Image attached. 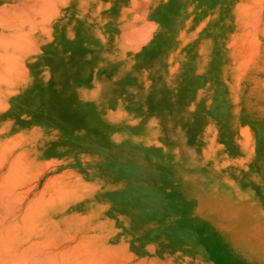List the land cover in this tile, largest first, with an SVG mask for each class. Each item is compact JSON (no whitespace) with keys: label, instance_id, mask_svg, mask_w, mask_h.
<instances>
[{"label":"rangeland","instance_id":"obj_1","mask_svg":"<svg viewBox=\"0 0 264 264\" xmlns=\"http://www.w3.org/2000/svg\"><path fill=\"white\" fill-rule=\"evenodd\" d=\"M258 1L248 3L255 10ZM73 2L0 0V98L5 101L0 112L9 106L0 116V264H59L64 248L71 256L67 255L68 262L61 256L65 264L81 260V264L83 260L84 264H264V150L257 149L260 142L264 145V16L234 13L235 31H222L229 45H221L226 77L217 79V85L226 93L222 99L229 118L227 125L203 118L206 127L197 129L202 133L196 135L191 128V112L196 110L191 105V30L203 22L201 33L216 36L219 26L223 30L226 25V16L202 15L195 22L184 15L185 28L178 40L165 43L161 50L165 55L143 64L136 55L146 45L138 43L151 22L145 18V25L144 17L131 16L132 30L122 33L119 52L107 55L109 61L121 62L116 74L110 72L116 66L111 64L85 78L67 73L66 41L57 32L68 24ZM32 45L37 52L30 49ZM18 46L24 54L34 52L21 57L23 48L19 52ZM40 51L43 67L40 62L36 65ZM59 69L63 71L58 73ZM19 70L25 71L20 73L22 80L15 77ZM126 76L129 79L124 80ZM231 84H239L240 90ZM178 95L182 100L176 104ZM13 175L21 176L17 180ZM83 197L91 202L81 203L78 211L70 205ZM55 210L61 215L53 217ZM102 219H126L119 224L154 230L148 238L162 242L160 259L141 261L108 248ZM18 242L24 244L19 248ZM31 243L39 244L40 256ZM25 245L33 246L39 258L46 250L60 251L53 252L56 261H48L46 251L41 263L35 254L30 258L28 249L21 252Z\"/></svg>","mask_w":264,"mask_h":264},{"label":"crops","instance_id":"obj_2","mask_svg":"<svg viewBox=\"0 0 264 264\" xmlns=\"http://www.w3.org/2000/svg\"><path fill=\"white\" fill-rule=\"evenodd\" d=\"M188 1L189 0H74L73 3L69 4L70 19L66 27L64 28V26L61 25L59 31H57L56 26L54 28L52 27L53 29L50 34L51 37H53V34L56 33L55 31H57L61 34V41H66V55L68 56L67 62L69 63L67 73H69V75L77 72V66L74 63L76 62V57L80 59L79 62L92 63L93 68H96L94 70L96 72H98L99 69H102L100 72H103L104 68L111 64L116 65L115 68L110 71L112 74H116L121 62L109 61L107 55L114 56L119 52L123 39L121 33L132 30L131 27H129L131 26V21L129 19L131 16L144 17L143 21L145 25L148 23L145 18L150 19V25H156V27L151 28V30L155 28L152 32L147 27L150 33H148V31L146 32L150 35L152 33V35L149 37L146 33L145 39L148 37L150 39L148 38L149 40L147 41L143 37L140 40H144L138 43L139 46H142V44L146 45L145 48L136 55L137 58L139 57V60L136 61L143 64L151 62L149 58L158 57L159 54L165 55L161 51L165 43L178 40L179 33L185 28V23L183 21L184 15L195 17L201 15L210 16L226 14L227 7L225 1L227 0H190L191 6L187 9L185 8V3ZM212 1H214V3H212ZM174 12H176L175 17H173ZM176 23L177 25L175 26ZM202 31H204L203 22L200 24L197 23L194 25V30H191V48H194V50L191 49V105L196 107L195 112H191V128L196 135H201L202 133L199 131L197 132V129L206 127L205 118H209L210 121H215L221 125H227V120L229 118L226 99H222V96L226 97V93H222L220 84L217 85V79L222 80L223 77H226V75L222 74L224 63H226L227 58L226 55H222L221 47V45L226 46L227 44L226 38L225 40L222 39V31H226V28L222 30V26H219V32L216 33V36L212 34L205 36V34L201 33ZM162 42H164V44ZM174 46L175 45H172V47ZM104 59H106L107 62H104ZM95 61L101 64L96 66ZM57 71L61 73L63 70L59 69ZM98 74L95 78L99 77ZM212 78L216 79L215 83L208 85L210 83L207 84L206 80ZM123 79L126 80L129 78L126 76ZM203 108L207 111L204 110V114L202 113V115L199 116L200 114H198V112ZM257 149H259V151L264 150V145L260 142Z\"/></svg>","mask_w":264,"mask_h":264},{"label":"bare ground","instance_id":"obj_3","mask_svg":"<svg viewBox=\"0 0 264 264\" xmlns=\"http://www.w3.org/2000/svg\"><path fill=\"white\" fill-rule=\"evenodd\" d=\"M242 1V2H241ZM248 1H250V0H240V3L237 1V0H227V1H225V5H226V7H227V10H226V14L224 15V17H225V24L226 25H224L223 26V30H224V28H227V31H229L230 29H231V31H235V29H236V18H238V17H236V15L238 16L239 14H240V16L241 15H250V14H252V15H254V16H264V0H260L261 1V3H260V1H258L260 4L259 5H256L255 6V8H257L258 7V9H252V6H253V4H251V5H249L250 3H248ZM35 2V1H34ZM43 2H45V1H43ZM47 2H49V1H47ZM68 2H69V0H68ZM86 2V1H85ZM256 2V1H255ZM21 3H22V1H21ZM32 2H30V4H31ZM37 3H40V1H38ZM66 3H67V1H66ZM65 3V4H66ZM239 3V4H238ZM24 4H26V3H24ZM29 4V5H30ZM48 4V3H47ZM50 4V3H49ZM64 4V3H63ZM65 4H64V6H65ZM13 5V4H12ZM37 5V4H36ZM41 5H42V3H41ZM18 6V5H17ZM40 5L38 4L37 5V7H39ZM46 6V5H45ZM44 6V7H45ZM191 6V1L189 0L188 2H186L185 3V8H187L188 9V7H190ZM4 7H5V5H4ZM23 7V6H22ZM26 7V9L28 8V6L26 5L25 6ZM24 7V8H25ZM41 7V6H40ZM48 7V6H47ZM30 8H32V6L30 7ZM29 8V9H30ZM231 8V9H230ZM253 8H254V6H253ZM5 9H7V8H5ZM21 9V8H20ZM19 9V10H20ZM29 9H27V10H29ZM37 9V8H36ZM182 9V8H181ZM233 12V14L230 12V10ZM8 10H10V9H8ZM43 10H45L44 8H43ZM49 10V9H48ZM254 10V11H253ZM4 11V10H3ZM22 11V10H21ZM24 12H25V10H23ZM29 11H31V10H29ZM33 11V10H32ZM31 11V12H32ZM38 12H40L41 10H37ZM46 11V10H45ZM44 11V12H45ZM253 11V12H252ZM181 12V11H180ZM179 12V13H180ZM1 13H3V12H1ZM4 13H5V11H4ZM16 13V12H15ZM20 13V12H19ZM26 13V12H25ZM34 13H36V12H34ZM58 13H59V11H58ZM57 13V14H58ZM175 13L176 12H174V16L173 17H175ZM182 13V12H181ZM234 13L236 14V15H234ZM7 14H9V13H7ZM29 14H30V12H29ZM43 14V13H42ZM9 15H11V13L9 14ZM25 16H27V13L26 14H24ZM33 15V14H32ZM31 15V16H32ZM45 15V14H44ZM35 16V15H34ZM34 16H32V17H34ZM81 16V15H80ZM182 16V15H181ZM202 16V15H201ZM201 16H196V17H193L194 19H195V22L201 17ZM254 16H252V18L254 17ZM28 17V16H27ZM83 17V16H82ZM0 18H2V17H0ZM4 18V17H3ZM13 17H11V19H12ZM23 18V17H22ZM29 18V17H28ZM27 18V19H28ZM42 18V17H41ZM80 18V17H79ZM231 18H232V20H231ZM6 19V18H5ZM15 19H16V17H15ZM18 19V18H17ZM24 19H25V17H24ZM256 19V18H255ZM258 19H259V17H258ZM7 20H9V19H7ZM6 20V21H7ZM12 20H14V18L12 19ZM19 20V19H18ZM35 20V19H34ZM177 20H179V19H177ZM28 21V20H27ZM30 21V20H29ZM32 21V20H31ZM38 21V20H37ZM41 21V20H40ZM255 21H257V20H255ZM260 21V20H259ZM0 22H1V20H0ZM15 22V21H14ZM24 22V21H23ZM26 22V21H25ZM253 22V21H252ZM4 23H7V22H3V24ZM9 23V22H8ZM10 23H13V22H10ZM9 23V24H10ZM18 23V22H17ZM28 23V22H27ZM257 23V22H256ZM264 23V22H263ZM0 24H2V23H0ZM16 24V23H15ZM30 24V23H29ZM35 24V23H34ZM179 24V23H178ZM196 24V23H195ZM6 25V24H5ZM13 26H14V23L12 24ZM36 25V24H35ZM154 25V24H153ZM149 25L148 26V28L151 30V28L152 27H156V25ZM169 25H170V23H169ZM168 25V26H169ZM177 25V23L175 24V26ZM258 25V24H257ZM2 26V25H1ZM15 26H17V25H15ZM19 26V25H18ZM17 26V27H18ZM167 26V25H166ZM179 26V25H178ZM255 26V25H254ZM253 26V27H254ZM7 27V26H6ZM12 27V26H11ZM32 27V26H31ZM161 27V26H160ZM180 27V26H179ZM10 28V27H9ZM34 28V27H33ZM163 28H165V27H163ZM192 28V27H191ZM250 28V27H249ZM249 28H247V29H249ZM254 28H256V27H254ZM18 29H20L19 27H18ZM149 29H147V31H148V33H150V30ZM153 29H155V28H153ZM152 29V30H153ZM160 29V28H159ZM257 29V28H256ZM262 31H264V28L262 27ZM33 30V29H32ZM44 30V29H43ZM99 30V29H98ZM152 30H151V32H152ZM164 30V29H163ZM176 30V29H175ZM16 31V30H15ZM165 31V30H164ZM20 31H18V33H19ZM43 32V31H42ZM45 32H46V30H45ZM44 32V33H45ZM51 32V31H50ZM108 32V31H107ZM176 32V31H175ZM11 34H12V32H10ZM21 33H24V32H22L21 31ZM28 33V32H27ZM106 33V32H105ZM147 33V32H146ZM147 33V34H148ZM177 33V32H176ZM245 33V32H244ZM253 33H256V30L253 32ZM264 33V32H263ZM3 34V33H2ZM99 34H100V32H99ZM117 34V33H116ZM146 34V35H147ZM15 35V34H14ZM17 35V34H16ZM22 35V34H21ZM45 35H47V36H50V34H45ZM103 35V34H102ZM121 35H122V33H121ZM145 35V36H146ZM151 35H152V33H151ZM150 34H148V36L150 37L151 36ZM174 35V34H173ZM232 35V34H231ZM230 35V36H231ZM23 36V35H22ZM24 36H25V33H24ZM29 36H30V34H29ZM28 36V39L29 38H31V37H29ZM107 36V35H106ZM145 36H144V39H145ZM254 36V35H253ZM12 37H13V35H12ZM20 37V36H19ZM18 37V38H19ZM27 37V36H26ZM104 37V36H103ZM148 37V38H149ZM158 37V36H157ZM164 37V36H163ZM162 37V38H163ZM234 37V36H233ZM233 37H231V38H233ZM256 37V36H255ZM16 38H17V36H16ZM22 38V37H21ZM50 38H52L51 36L49 37V39ZM145 39V40H149V39ZM152 38V37H151ZM250 38V37H249ZM25 39V38H24ZM144 39H142V40H144ZM165 39V38H164ZM234 40H232L231 39V43L233 44V43H235V41H236V37H234L233 38ZM16 40V39H15ZM34 40V39H33ZM36 40V39H35ZM34 40V41H35ZM99 40V39H98ZM104 40V39H103ZM106 40V39H105ZM142 40H140L139 41V43H141L142 42ZM156 40V39H155ZM171 40H172V37H171ZM249 40V39H248ZM254 40V39H253ZM1 41V40H0ZM9 41V40H8ZM20 41V40H19ZM32 42V43H35V42ZM160 41V40H159ZM168 41V40H167ZM234 41V42H233ZM2 42V41H1ZM5 42V41H4ZM23 42H25V41H23ZM27 42H29V40L27 41ZM145 42V41H144ZM155 42V41H154ZM161 42V41H160ZM255 42V41H254ZM31 43V44H32ZM101 43V42H100ZM163 44H164V42H162ZM250 43V42H249ZM253 43V42H252ZM13 44V43H12ZM16 44H17V41H16ZM155 44H157V43H155ZM173 44V43H172ZM208 44V43H207ZM14 45V44H13ZM20 45V44H19ZM25 44H23V46H24ZM28 45H29V43H28ZM143 45V44H142ZM158 45V44H157ZM159 45H161V44H159ZM226 45H229V44H226ZM250 45V44H249ZM0 46H2V45H0ZM17 46V45H16ZM16 46H15V48H16ZM139 46V45H138ZM230 46H232V45H230ZM3 47H5V46H3ZM18 47H20V48H18V50L17 51H19V49H21L22 50V48L23 47H21V46H18ZM141 47V46H140ZM227 47V46H226ZM6 48V47H5ZM4 48V49H5ZM34 48H35V46H34ZM33 48V45H32V47H30V49H34ZM161 48V47H160ZM163 48V47H162ZM170 48V47H169ZM229 48V47H228ZM30 49H28V50H30ZM21 50L19 51V52H21ZM26 50H27V48H26ZM27 50V52H29ZM41 50V49H40ZM169 50V49H168ZM34 51H35V49H34ZM34 51H31L30 50V54L32 53V52H34ZM105 51V50H104ZM252 51H254V50H252ZM6 52V51H5ZM23 52H25L24 51V48H23V50H22V55H19V56H21V57H23L24 55H26V56H24L25 58L27 57V55L29 54V53H27V54H24ZM35 52H37V51H35ZM18 53V52H17ZM21 53H18V54H21ZM95 53V52H94ZM167 53V52H166ZM146 54V53H145ZM155 54V53H154ZM250 54V53H249ZM4 56H5V54H3ZM2 55V56H3ZM12 55V54H11ZM93 55V54H92ZM104 55V54H103ZM230 55V54H229ZM11 57V56H10ZM15 57H16V55H15ZM20 57V58H21ZM144 57H145V55H144ZM231 57V56H230ZM12 58V57H11ZM19 58V57H18ZM82 58V57H81ZM2 59V58H1ZM6 60V59H5ZM31 60H34V59H31ZM79 58L78 57H76L75 58V61L76 62H74L75 64H76V66H77V73H78V75H80V76H82V77H91L92 76V73H94L95 71H94V68H93V66H92V63H85V64H80L81 62H79ZM146 60V59H145ZM152 60V59H151ZM206 60V59H205ZM37 62H36V65H37V63H39L38 65L40 66H42L43 67V64L41 63V61H43V52L42 51H40V56H39V58L36 60ZM4 62L5 61H3V63H2V65L4 64ZM6 62H8L7 60H6ZM107 62V61H106ZM153 62V61H152ZM152 62H150V63H152ZM233 63V62H232ZM0 64H1V62H0ZM6 64V63H5ZM8 64V63H7ZM10 64V63H9ZM87 64V65H86ZM14 65H15V61H14ZM16 65H17V63H16ZM36 65H34V70H40V68L39 67H37ZM110 65V64H109ZM1 66V65H0ZM6 65H4V68H6V71H7V69H9V71L11 70V67L9 66L8 67V65L5 67ZM2 68H3V66H1ZM13 67H15V66H13ZM12 67V68H13ZM24 69L23 70H25L27 67L24 65ZM118 67V66H117ZM120 67V66H119ZM13 69H15V68H13ZM106 70L107 69H109V68H105ZM119 69V68H118ZM4 70V69H3ZM17 70V69H16ZM27 70H28V68H27ZM27 70H26V72H27ZM102 70V69H101ZM234 70V69H233ZM233 70H231V71H233ZM5 71V72H6ZM12 71V70H11ZM104 71V70H103ZM4 72V73H5ZM22 72V73H21ZM20 72V70H19V73H18V71H17V74L15 75V77L17 78V77H19V76H21V77H19V78H21V79H19V80H22L23 78V76L22 75H24V72L25 71H21ZM227 72H228V70H227ZM234 72V71H233ZM22 75H21V74ZM226 73V72H225ZM18 74H20V75H18ZM18 75V76H17ZM84 75V76H83ZM86 75V76H85ZM225 75V74H224ZM7 76V75H6ZM10 76H11V74H10ZM25 76H26V74H25ZM12 77V76H11ZM103 77V76H102ZM6 78V77H5ZM234 78H235V76H234ZM25 79V78H24ZM238 79V78H237ZM239 79H241V78H239ZM238 79V80H239ZM104 80V79H103ZM0 81H2V78L0 79ZM5 82V81H4ZM9 82V81H8ZM64 80L61 82V84H62V86H63V84H64ZM95 82V81H94ZM104 82V81H103ZM102 82V83H103ZM106 82V81H105ZM108 82V81H107ZM227 82V81H226ZM112 83V82H111ZM234 83H238V82H234ZM105 84V83H104ZM87 85V84H86ZM85 85V86H86ZM234 85V84H233ZM232 84H231V86H233ZM239 85V84H238ZM237 84L236 85H234L232 88H236L237 89V91L238 90H240L239 88L240 87H237L238 86ZM240 86V85H239ZM89 87V86H88ZM31 88V87H30ZM26 90H29L28 88H25ZM90 89V88H89ZM90 91V90H89ZM229 91H232L233 92V90H229ZM244 92V91H243ZM15 93V92H14ZM235 93H236V90H235ZM235 93H234V95H235ZM10 94V93H9ZM13 94V93H12ZM231 95V94H230ZM236 96V98H234L235 100V102H236V100H238L239 99V97L237 96V95H235ZM234 96V97H235ZM5 99L7 98V97H4ZM105 98V97H104ZM162 98H165V97H162ZM1 99H3V98H0V103L2 102L1 101ZM110 99H113V97H107V101L108 100H110ZM4 100V99H3ZM178 100H182L181 99V95H178L177 96V98H176V104H178ZM167 101V100H166ZM166 101H164V103L166 102ZM170 101V100H169ZM238 101H240V100H238ZM237 101V102H238ZM3 102H5V101H3ZM2 102V103H3ZM236 102V103H237ZM2 103L0 104V105H2ZM8 104H10V103H8ZM5 106H7V103H6V105H4V107ZM13 106V105H12ZM193 106V105H192ZM2 107V106H1ZM0 107V108H1ZM7 107H9V106H7ZM2 108L1 110H2V113H3V111L5 110V109H8V108ZM161 107V106H160ZM13 108H14V106H13ZM193 108V107H192ZM237 109H235V113L237 112H239V110L238 111H236ZM1 112H0V116H1V114H2ZM1 118V117H0ZM2 119V118H1ZM246 126V125H245ZM248 126V125H247ZM245 128V127H244ZM248 128V127H247ZM246 129V128H245ZM244 129V131H246V130H248V129H246L245 130ZM242 130H243V128H242ZM248 132V131H247ZM247 132L245 133V134H247ZM243 133V132H242ZM245 134H243V136L245 135ZM246 136V135H245ZM248 137H249V134H248ZM246 139H248V138H246ZM250 139V138H249ZM14 143V142H13ZM5 146H7V145H5ZM12 146V145H11ZM8 147H10V146H8ZM6 148V147H5ZM6 149H8V148H6ZM6 151V150H5ZM4 152V151H3ZM4 153H6V152H4ZM3 154V153H2ZM0 156H1V154H0ZM16 156V155H15ZM4 158V157H3ZM1 159V158H0ZM17 159V158H16ZM18 160V159H17ZM2 161V160H1ZM14 161V160H13ZM20 161V160H19ZM16 163L18 162V161H15ZM14 163V162H13ZM15 163V164H16ZM15 164H9V165H14V166H16ZM12 168V167H11ZM16 168V167H15ZM18 168H19V163H18ZM17 168V171L19 170V169H21V166H20V168L18 169ZM11 171V170H10ZM20 171V170H19ZM18 171V172H19ZM16 172V171H15ZM17 173V172H16ZM14 177L13 178H15V179H17V177L19 176H21V175H17V177H16V175H13ZM23 176V175H22ZM4 177H6V176H4ZM18 177V178H19ZM23 178V177H22ZM11 179V178H10ZM20 179V178H19ZM18 180V179H17ZM17 180H15L14 182L16 183V181ZM11 181V180H10ZM20 182H21V180H19ZM13 182V183H14ZM12 184V183H11ZM10 184V185H11ZM17 185H18V183H16ZM24 185V184H23ZM19 186V185H18ZM22 186V185H21ZM12 187H14V186H12ZM15 189V188H14ZM26 190V189H25ZM27 191V190H26ZM12 192H13V190H12ZM40 192H42V191H40ZM44 193V192H43ZM12 194V193H11ZM15 194V193H14ZM17 195V194H16ZM41 195V194H40ZM19 197V196H18ZM50 197V196H49ZM89 197V196H88ZM92 198V200H93V196H91L90 197V199ZM23 199V198H22ZM49 199H51V197L49 198ZM83 199V200H82ZM80 198V199H76L75 201H73V203H71L70 205L73 207V208H77L76 210L78 211V208H79V206H80V204L81 203H83V205L84 204H86V203H88V202H91V200L90 199H88L87 197H83V198ZM48 200V199H47ZM18 202H20L19 200H17ZM17 201L15 200V202H16V204H17ZM22 201V200H21ZM33 201V200H32ZM35 201H38V203L39 204H41L40 203V201L37 199V200H35ZM15 202H14V204H15ZM45 203H46V199H45V201H44ZM49 202V201H48ZM28 204H30L29 202H28ZM32 204V203H31ZM42 204H43V202H42ZM83 205H81V206H83ZM15 210V209H14ZM59 210H55V211H52L53 213H52V216L54 217V215H56V217L60 214L61 215V212L59 211ZM28 214V213H27ZM58 214V215H57ZM26 216L25 214L24 215H22V218H24V217ZM27 219H29V217L27 216ZM116 220L117 219H102V229L104 230V236H103V239H105V245L108 247V248H110V249H113V250H117V251H122V252H126L129 256H131L132 258H135V259H138V260H141V261H150V262H157L158 261V259H160V256L162 255L161 254V246H162V242H160L159 241V239H155V238H152V237H150V238H148V235H149V233L152 235L155 231L154 230H151V231H144V229H142L143 228V226H142V224L139 222V224H141V226H139V225H137V226H131L129 223H126V224H124V225H121V224H123V223H125L124 221H126V219L124 220V219H119V220H117V222H116ZM120 222H123V223H121V224H119ZM114 224H117L118 226L117 227H115L114 226ZM139 226V227H138ZM118 228H121V229H118ZM74 237V236H73ZM30 238V237H29ZM29 238H26L25 240H27V239H29ZM157 238H159V237H157ZM163 237H161V239H162ZM160 239V240H161ZM164 239V238H163ZM13 240H15V239H13ZM72 240H74V239H72ZM33 241V240H32ZM31 241V242H32ZM36 241V240H35ZM46 241H49V240H46ZM46 241L44 242V243H46ZM51 241V240H50ZM49 241V242H50ZM79 241V240H78ZM164 241V240H163ZM37 242H39V241H37ZM47 243V244H42L41 246L44 248V245H46V247L45 248H47L48 246H49V244L50 243ZM65 242V241H64ZM12 243V242H11ZM19 243V242H18ZM24 244V243H23ZM21 242L19 243V248H20V246H22L23 245ZM32 244V243H31ZM34 244H36V243H34ZM52 244V243H51ZM58 244V243H57ZM60 244V243H59ZM79 244H81V243H79ZM79 244H78V246H79ZM33 245V244H32ZM39 244H37V246L35 245H33L34 246V248H33V246H31L34 250H38V252L41 250L40 248H39V246H38ZM53 245V244H52ZM75 245H77V244H75ZM75 245H74V247H75ZM10 247L12 246V245H9ZM27 246L28 247H30V245H25V247H24V250H22L21 249V252H23V253H25V249L27 250L28 249V251L29 252H27L26 251V253H30V258H31V256H33L32 258H34L35 259V257L36 256H34V254L35 255H37L36 253H38L37 251H35V253H34V251H33V249H32V251H31V249L29 250V248H27ZM54 247L56 246V245H53ZM70 246V245H69ZM68 246V247H69ZM72 246H73V244H72ZM14 247H16V246H14ZM36 247V248H35ZM58 247V246H57ZM63 247H65V245H63ZM67 247V248H68ZM23 248V247H22ZM38 248V249H37ZM73 248V247H72ZM71 248V249H72ZM65 249V248H64ZM64 249H62L61 251V253L63 254H61V253H59V254H61V255H58V256H60V263L59 264H62L61 263V261H62V258H61V256L63 257V259L64 258H66L67 257V255L69 256L70 254H69V251L65 254V251L66 250H64ZM63 250H64V252H63ZM68 250V249H67ZM74 250V249H73ZM73 250H71V252L70 253H72L73 252ZM75 250H77V249H75ZM14 251V250H13ZM42 251H43V249H42ZM47 252H48V250H46ZM46 251H44L43 253H44V255H47L48 253V255H49V257L51 258H49V259H47L48 261L49 260H52L53 258V260H55V259H57L54 255L55 254H57L59 251L58 250H56L57 251V253H53V252H56L55 250H51L52 252L50 253V251L48 252V253H46ZM15 252V251H14ZM17 252V251H16ZM15 252V253H16ZM33 255H32V254ZM40 253L41 252H39V256H40ZM46 253V254H45ZM171 253V252H170ZM28 254H26L27 256H29ZM42 256V257H46V256ZM54 257H53V256ZM72 255V254H71ZM25 257V256H24ZM42 257L41 258H39L38 257V255H37V257L36 258H38L39 260L41 259L42 260ZM69 257H71V256H69ZM75 257V258H74ZM74 259H78L79 258V255H78V258H76L77 256H75L74 255ZM87 257V256H86ZM177 257V256H176ZM13 258V257H12ZM68 258V257H67ZM66 258V260L65 261H69L68 259ZM72 258V259H73ZM162 258V257H161ZM71 259V260H72ZM72 260L73 262L75 261V260ZM40 260V261H41ZM46 260V259H45ZM46 260V261H47ZM56 261V260H55ZM79 261V260H78ZM82 261V260H81ZM81 261H80V264H81ZM99 261V260H98ZM45 264H47L45 261H43ZM52 262L53 261H50L49 263H51L52 264ZM57 262H58V260H57ZM63 263H64V261H62ZM66 262V263H67ZM76 263H74V264H78L79 262H77V261H75ZM41 263H42V261H41ZM70 263V262H69ZM106 263V262H105ZM138 263V262H137ZM55 264H58V263H56L55 262ZM65 264V263H64ZM72 264V263H71ZM83 264H84V260H83ZM89 264H91V262L89 263ZM95 264V263H94ZM98 264H103V262L102 263H100V262H98Z\"/></svg>","mask_w":264,"mask_h":264}]
</instances>
